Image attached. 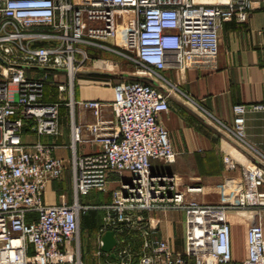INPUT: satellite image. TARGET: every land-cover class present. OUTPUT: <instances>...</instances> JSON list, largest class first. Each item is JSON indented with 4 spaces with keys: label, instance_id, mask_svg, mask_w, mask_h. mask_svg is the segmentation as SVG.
I'll return each instance as SVG.
<instances>
[{
    "label": "built area",
    "instance_id": "1",
    "mask_svg": "<svg viewBox=\"0 0 264 264\" xmlns=\"http://www.w3.org/2000/svg\"><path fill=\"white\" fill-rule=\"evenodd\" d=\"M258 8L252 0H0V264H85L81 220L93 207L81 198L106 192L113 175L118 186L97 228L100 236L139 226L130 215L174 208L188 214L197 236L194 253H174L167 240L152 237L157 227L149 224L141 231L139 264H232L226 214L264 211V165L244 155L237 202L208 207L186 198L199 188L175 190L174 178L154 172L152 162L175 164L177 154L159 118L169 112L175 95L187 98L162 72L214 59L222 27L247 22ZM101 53L123 60L142 79L114 84L108 103L76 99L78 75L88 64L102 74H116L119 62L100 59ZM63 106L71 117L69 161L53 155L54 143L24 141L29 131L58 137ZM77 107L90 110L94 121L77 122ZM233 112L226 130L244 145L246 106L235 105ZM81 143L99 149L79 154ZM226 160L229 168L236 166L230 157ZM68 163L73 202L46 204L47 182L61 180ZM204 216L213 220L202 248L198 240ZM99 241L94 257H110ZM246 245L242 264H264L262 222H250ZM115 248L116 263L131 264L130 245L118 254Z\"/></svg>",
    "mask_w": 264,
    "mask_h": 264
},
{
    "label": "crops",
    "instance_id": "2",
    "mask_svg": "<svg viewBox=\"0 0 264 264\" xmlns=\"http://www.w3.org/2000/svg\"><path fill=\"white\" fill-rule=\"evenodd\" d=\"M252 1L260 8L249 14L247 22L228 23L219 31V53L214 59L196 63L184 70L167 69L162 72L187 98L175 95V99L170 102L169 112L161 114L159 118L169 133L177 162L164 165L153 161L152 169L172 176L177 191L185 192L189 187L199 188V192L187 194L186 198L208 207L237 202L242 188L241 164L246 163L244 155H252L264 165V109L259 107L264 105V0ZM99 57L106 60L113 58L107 53H101ZM96 74L102 73L93 64L82 69L81 77L76 82V99L107 103L113 99V79L110 77V85L105 86L96 78H91V75ZM238 104L246 106L244 145L226 130L233 123V107ZM74 116L79 123L94 121L92 112L83 107H77ZM70 119L68 108L63 106L60 109L61 134L58 137H38L34 131H29L24 141L28 144L37 141L54 143L57 147L53 155L69 161L72 156L69 148ZM84 136H87V132ZM98 149V145L90 143L78 145L79 154L92 153ZM227 157L236 163L234 168L228 167ZM117 186L118 177L113 175L106 192H91L81 198L83 204L93 207L90 211L95 213L96 221L93 228H86L81 238L85 264H117L111 255L108 258L94 257L100 249L99 240H102L97 228L106 214L105 207L112 202V190ZM44 200L48 205L73 202L69 163L61 180L47 182ZM98 201H102V204L95 206L94 203ZM130 219L139 226H134L129 232L115 234V253L118 254L125 245H130L134 255L131 264H139L143 250L141 231L149 224L157 227L152 237L167 240L174 253L192 255L196 249L197 236L191 229L186 211L165 207L150 212L142 211L139 216L130 215ZM226 219L232 229V264H242L247 255V227L252 221H260L264 225V211L260 214L229 211ZM212 220L207 216L201 218L198 244L202 248L207 246L208 226ZM91 247L94 251L88 253Z\"/></svg>",
    "mask_w": 264,
    "mask_h": 264
},
{
    "label": "rangeland",
    "instance_id": "3",
    "mask_svg": "<svg viewBox=\"0 0 264 264\" xmlns=\"http://www.w3.org/2000/svg\"><path fill=\"white\" fill-rule=\"evenodd\" d=\"M112 60H114L115 62H119L118 63V66L115 68V71H116V74H114V75H107V74H96V75H91V78H93V79H97V80H99V81H101V84L103 85V82L104 81H109V80H111L110 79V77L113 79V81H112V84L114 85V84H116V83H119V82H122V81H124L125 79H128V80H136V79H142V78H139V76L136 74V73H134L135 72V69H134V67H132V66H130V65H128L126 62H124L123 60H120V59H118V58H115V57H113L112 58ZM88 65H91V64H88ZM121 72H125V73H128L129 74V76H125V75H122L121 74ZM81 77V75L79 74L78 75V78H80ZM109 77V78H108ZM110 82V81H109ZM100 84V85H101ZM101 85V86H102ZM176 162H177V156H176ZM175 162V163H176ZM124 176H126V175H124ZM96 203V204H95ZM94 203V205L95 206H100L101 204H102V201H98V202H95ZM248 214V213H247ZM99 218V217H98ZM85 233H86V230L85 229H83L82 227H81V233H80V236H81V238L85 235ZM94 251V248H90V249H88V253L89 252H93ZM93 262H91V264H92Z\"/></svg>",
    "mask_w": 264,
    "mask_h": 264
},
{
    "label": "water",
    "instance_id": "4",
    "mask_svg": "<svg viewBox=\"0 0 264 264\" xmlns=\"http://www.w3.org/2000/svg\"><path fill=\"white\" fill-rule=\"evenodd\" d=\"M117 245V239L115 237L114 231H107L102 236V246L101 250L105 253H109L112 257H114V248Z\"/></svg>",
    "mask_w": 264,
    "mask_h": 264
},
{
    "label": "trees",
    "instance_id": "5",
    "mask_svg": "<svg viewBox=\"0 0 264 264\" xmlns=\"http://www.w3.org/2000/svg\"><path fill=\"white\" fill-rule=\"evenodd\" d=\"M94 217H95V213L93 211H90V213L88 212L87 214H85L81 220V227L85 230L88 227L93 228L96 224V221H94Z\"/></svg>",
    "mask_w": 264,
    "mask_h": 264
}]
</instances>
